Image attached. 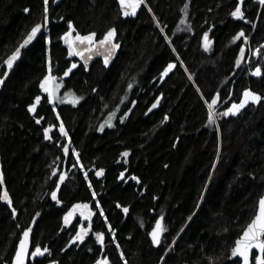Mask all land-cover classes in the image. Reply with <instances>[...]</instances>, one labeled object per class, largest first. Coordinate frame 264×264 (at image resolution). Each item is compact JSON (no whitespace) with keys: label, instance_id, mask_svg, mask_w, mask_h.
Segmentation results:
<instances>
[{"label":"trees","instance_id":"trees-1","mask_svg":"<svg viewBox=\"0 0 264 264\" xmlns=\"http://www.w3.org/2000/svg\"><path fill=\"white\" fill-rule=\"evenodd\" d=\"M238 3L242 19L231 15ZM44 9V0H0V264H12L30 227L43 255L29 264H242L231 249L264 197V5L143 0L125 16L119 0H48L47 23ZM186 25L192 36L178 33ZM109 28L121 47L113 64L87 70L69 54L65 33L99 40ZM49 75L76 104L53 105L41 88ZM246 89L260 100L224 115Z\"/></svg>","mask_w":264,"mask_h":264},{"label":"snow or ice","instance_id":"snow-or-ice-1","mask_svg":"<svg viewBox=\"0 0 264 264\" xmlns=\"http://www.w3.org/2000/svg\"><path fill=\"white\" fill-rule=\"evenodd\" d=\"M143 2V0H119V4L121 6V9L123 11V15L128 16L129 14L134 15L135 14V9L137 7H139V5ZM243 2V0H241V3ZM261 4H264V0H260ZM47 4H48V0H44V5H45V23H47ZM128 9H131V13L128 11ZM28 9H25V12H27ZM231 15L235 18H240L242 19L244 17V13L241 9V4L238 3L234 9V11L231 12ZM69 29L72 30V22L69 21ZM42 25L41 24H36L34 27H32L31 31L28 33L27 37L24 40V44H22L20 47L16 48V50L11 54V56L8 57V59L5 61L6 65L8 68H12L13 66V62L17 59V57L20 55L21 52V48L24 47V45L28 44L35 36L36 34L41 30ZM116 35V29L115 28H109L107 32H105L103 34V38L96 40V33L95 32H90L86 35H80L79 33L76 34L74 41L73 40H67L66 39V43L69 44V48H70V52L69 54H72V51L75 50L76 51V55H82V52L79 50H76L74 48V44L76 42H78L79 44H85L87 45V47L85 48V50H91L93 48L96 47V45H99L101 47H106L107 53L108 55L105 56L104 58V63L107 65L108 63V58L109 56L115 51V49L119 48V45L114 43V37ZM69 33H65V37H68ZM244 36L243 31H240L237 33V35L235 37H233V39H237L239 37ZM205 38H207V33H205ZM246 39V37H245ZM76 65L73 64L72 68H75ZM174 67L173 64H168L167 68H165L164 72L165 74H167V72L172 69ZM71 71V69H69L68 71L65 72V75H68V72ZM256 75H260V69L257 68ZM4 76H7V73L5 72L3 74ZM52 79V77L46 76L44 78V81L41 83V88H43L46 92L50 93V98H51V92L49 90V88L46 86L47 82L50 81ZM3 83V79H0V84ZM37 100L40 99V97H36ZM79 98H76V100H78ZM260 100V97L255 93L252 92L248 89H246L244 91V99L241 100V102L239 104H233L230 108H228L226 110V112L224 113V115H228V114H235L236 112H238L242 107H244V105L246 103H248L249 101L252 102H257ZM75 102V100L73 101ZM216 103V99L213 98L212 99V104ZM156 105H153V107H155ZM209 107H211V105H209ZM34 108V106H30V110H32ZM212 114L209 113V117L211 119ZM39 122V121H37ZM60 131L62 134H64L65 136L67 135V132L64 129V125L63 123L60 124ZM45 132V136L46 138H50L48 137V132L49 129L45 128L44 129ZM65 152L68 151L67 148L64 149ZM124 155L126 156L127 153H124ZM103 171V170H101ZM99 174V173H98ZM61 179H63V176H61ZM3 182V178L2 175H0V183ZM95 195V193L93 194ZM52 198L56 199V193L53 192L52 193ZM0 199H7V193L5 192L3 194V196H0ZM75 207V206H74ZM84 207H87V205H84ZM125 212L128 211L127 208L124 209ZM13 213L15 214V209H13ZM103 213H101L102 215ZM69 215H71V213H69ZM67 220V217H66ZM164 231V229L161 227L160 221H157V227L153 229L151 236H152V242L153 244H159L160 243V235L161 233ZM28 236H29V229H25L23 232V237L24 239H22L20 241V245L16 251V256H15V261L14 264H24V258L27 255V244H28ZM97 237L98 239L103 238V233H97ZM262 237H264V197H262L259 201V209L257 214L255 215V217L251 220V222L247 225V227L243 230L242 235L236 240L235 242V246L231 249V255L233 257H240L242 258V264H250V255H252L254 257V262L255 264H264V239H262ZM74 239H78V240H83V235L81 233H77V236ZM253 248L258 250V253H251L250 250H252ZM48 250L45 248L44 252H47ZM33 256H37V255H43V253L41 252V248L39 246H36L35 251L32 252ZM122 258H123V254ZM97 264H109V262L105 259L102 261H97ZM125 264H127V262L125 261Z\"/></svg>","mask_w":264,"mask_h":264},{"label":"water","instance_id":"water-1","mask_svg":"<svg viewBox=\"0 0 264 264\" xmlns=\"http://www.w3.org/2000/svg\"><path fill=\"white\" fill-rule=\"evenodd\" d=\"M128 11L131 12V9H128ZM113 42L118 44V41H117V39L115 37H114ZM86 47H87L86 43L85 44H79L78 42H76L74 44V48L76 50H79V51L82 52V55H77V60L79 61L80 65L83 66L87 70H90L91 67L95 63H97V62H99L101 60L104 61L105 56L108 55L106 47H101L99 45H96V47L91 49L90 51L89 50H85ZM120 50H121V47L119 45V48L115 49V51L109 56L108 63L113 64L116 61L117 57L119 56ZM0 79H3L2 69H0ZM4 84H5V80L3 79V83L0 84V93L2 92V90L4 88ZM69 102H71V100H69ZM7 203L9 205V207L11 208V210L13 211L14 207H13L12 201H7ZM258 209H259V207H258ZM78 212H80L82 214V219L84 221L87 220L90 223L89 224V228H88V230H90L91 229V221H92V213L90 212V206L84 207V208H78ZM17 217H18V212L15 209L14 219H16ZM158 221H160L161 227L164 229L163 220L159 219ZM156 227H157V223H156L154 228H156ZM27 229H29V236H28V244H27V255L24 258V264H29L30 258L36 257V256L32 255V252L35 251V250H32L33 249V247H32V239H33L34 230H33L32 227L27 228ZM152 231H151V233H152ZM163 234H164V231L160 235V243L158 245L154 244L155 246H159L161 244V241H162V238H163ZM150 237H151V240H152L151 234H150ZM22 239H24L23 233L21 234V237H20V239L18 241L16 251H17V249H18V247L20 245V241ZM262 239H264V237H262ZM16 251H15V254H14V257H13L12 264H14V261H15ZM250 252L251 253H254V252L258 253V250L253 248L252 250H250ZM252 257L253 256L250 255V264H252ZM238 258L241 259V261H242V258H240V257H238Z\"/></svg>","mask_w":264,"mask_h":264},{"label":"rangeland","instance_id":"rangeland-1","mask_svg":"<svg viewBox=\"0 0 264 264\" xmlns=\"http://www.w3.org/2000/svg\"><path fill=\"white\" fill-rule=\"evenodd\" d=\"M178 33H182V34H188L189 36H192L193 31L191 29V27H189L188 25H186V27H182L179 28ZM75 36L73 35H69L68 37H66L67 40H73ZM68 44V43H67ZM119 44V42H118ZM69 45V44H68ZM98 63V62H97ZM80 64V63H78ZM96 64V63H95ZM92 68V67H91ZM46 86L49 88L50 92H51V96H52V103L53 105H55L56 103H60L63 104L64 101H68L71 100L70 104H76L77 100L76 98H74L73 96H71L70 94L67 95L65 94L64 96L62 95V93L60 94L61 90L60 87L56 85L55 80L52 78L50 81L47 82ZM63 96V97H62ZM75 100V102H73ZM56 108V107H55ZM57 109V108H56ZM55 109V110H56ZM57 111V110H56ZM111 121V117L108 118L106 120V122H104V124L101 125V129H103L104 127L107 126V122L109 123ZM93 215V213H92ZM86 222H88L87 220H85ZM89 223V222H88ZM92 223V221H91ZM90 224V223H89ZM34 250V249H32Z\"/></svg>","mask_w":264,"mask_h":264},{"label":"built area","instance_id":"built-area-1","mask_svg":"<svg viewBox=\"0 0 264 264\" xmlns=\"http://www.w3.org/2000/svg\"><path fill=\"white\" fill-rule=\"evenodd\" d=\"M257 1L260 3V0H257ZM260 4H261V3H260ZM261 5H264V4H261ZM253 53H254V55H255V59H257V58L259 57V49L256 48V49L253 51ZM255 72H256V69L253 70V71L251 72V75L254 76V77L256 78V77H258L259 75H256ZM260 73H261V70H260Z\"/></svg>","mask_w":264,"mask_h":264},{"label":"flooded vegetation","instance_id":"flooded-vegetation-1","mask_svg":"<svg viewBox=\"0 0 264 264\" xmlns=\"http://www.w3.org/2000/svg\"><path fill=\"white\" fill-rule=\"evenodd\" d=\"M74 39V38H73ZM74 51V50H73ZM75 52V51H74ZM102 62H104V61H102ZM58 110V109H57ZM49 129V132H48V137H50V135H51V132L53 131V130H55V128L54 127H49L48 128ZM88 207V206H87ZM90 212L91 213H93L92 211H91V209H90ZM79 214H80V216H81V218H82V214L80 213V212H78ZM93 215H94V213H93ZM93 215H92V217H93ZM83 220V219H82ZM84 221V220H83ZM88 223V222H87ZM89 224V223H88Z\"/></svg>","mask_w":264,"mask_h":264},{"label":"bare ground","instance_id":"bare-ground-1","mask_svg":"<svg viewBox=\"0 0 264 264\" xmlns=\"http://www.w3.org/2000/svg\"><path fill=\"white\" fill-rule=\"evenodd\" d=\"M259 50H260V49H259ZM251 58H253V56H252ZM254 59H255V58H254ZM249 60H250V59H249ZM249 62H250V61H249ZM246 65H249V64H248V63H246ZM255 68H257V67H255ZM255 68H254V69H255ZM251 72H252V71H251ZM3 79H4V78H3Z\"/></svg>","mask_w":264,"mask_h":264}]
</instances>
